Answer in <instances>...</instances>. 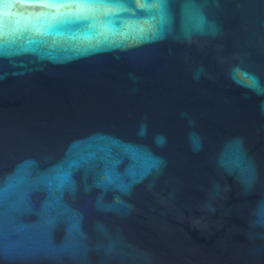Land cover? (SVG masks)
<instances>
[{
  "label": "water",
  "instance_id": "obj_1",
  "mask_svg": "<svg viewBox=\"0 0 264 264\" xmlns=\"http://www.w3.org/2000/svg\"><path fill=\"white\" fill-rule=\"evenodd\" d=\"M0 264H264V0H0Z\"/></svg>",
  "mask_w": 264,
  "mask_h": 264
},
{
  "label": "snow or ice",
  "instance_id": "obj_2",
  "mask_svg": "<svg viewBox=\"0 0 264 264\" xmlns=\"http://www.w3.org/2000/svg\"><path fill=\"white\" fill-rule=\"evenodd\" d=\"M61 179H67V177L66 176H62Z\"/></svg>",
  "mask_w": 264,
  "mask_h": 264
}]
</instances>
